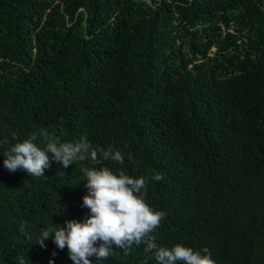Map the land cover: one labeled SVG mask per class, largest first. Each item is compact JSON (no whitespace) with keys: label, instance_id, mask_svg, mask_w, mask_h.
Returning <instances> with one entry per match:
<instances>
[{"label":"trees","instance_id":"trees-1","mask_svg":"<svg viewBox=\"0 0 264 264\" xmlns=\"http://www.w3.org/2000/svg\"><path fill=\"white\" fill-rule=\"evenodd\" d=\"M38 129L122 152L114 171L161 174L145 193L166 213L158 246L264 264V0H0V264H72L36 236L89 215L92 161L4 168ZM145 247L103 264H157Z\"/></svg>","mask_w":264,"mask_h":264},{"label":"clouds","instance_id":"clouds-1","mask_svg":"<svg viewBox=\"0 0 264 264\" xmlns=\"http://www.w3.org/2000/svg\"><path fill=\"white\" fill-rule=\"evenodd\" d=\"M41 138L47 142L38 143ZM3 156L6 157L3 160L6 170L12 173L24 170L33 177H44L45 170L53 163L63 169L78 161L90 160L95 165L84 169L87 194L82 197V205L89 215L83 220H66L63 226L51 222L42 228L34 242L40 248H46V242L51 241L56 249H67L72 264H93L90 258L95 259V264H103L111 257L114 248L127 254L133 245L144 244L145 251L154 255L157 264H215L206 248L196 251L182 244L170 248L157 245L152 234L160 227L166 213L150 207L145 193L150 179L161 181L164 177L159 173L152 177H133L112 170L108 162L123 164L125 155L122 152L94 149L87 137L57 143L49 137L46 129H38L27 139L12 144ZM105 161L107 166H98ZM28 239L31 240V236ZM55 255L53 252V258ZM28 262L27 258L19 259V264ZM48 264H55L54 259Z\"/></svg>","mask_w":264,"mask_h":264}]
</instances>
